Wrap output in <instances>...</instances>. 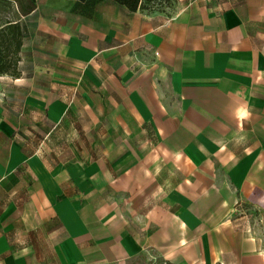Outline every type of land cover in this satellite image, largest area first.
<instances>
[{"label":"crops","instance_id":"crops-1","mask_svg":"<svg viewBox=\"0 0 264 264\" xmlns=\"http://www.w3.org/2000/svg\"><path fill=\"white\" fill-rule=\"evenodd\" d=\"M6 2L0 264H264V0Z\"/></svg>","mask_w":264,"mask_h":264},{"label":"trees","instance_id":"trees-1","mask_svg":"<svg viewBox=\"0 0 264 264\" xmlns=\"http://www.w3.org/2000/svg\"><path fill=\"white\" fill-rule=\"evenodd\" d=\"M7 0H0V75L18 74L20 51L24 39V29L20 21L10 20V8ZM15 1L22 15L30 13L36 5V0H10ZM128 9L135 11L144 9V0H114Z\"/></svg>","mask_w":264,"mask_h":264},{"label":"rangeland","instance_id":"rangeland-1","mask_svg":"<svg viewBox=\"0 0 264 264\" xmlns=\"http://www.w3.org/2000/svg\"><path fill=\"white\" fill-rule=\"evenodd\" d=\"M178 0H144V10L149 12H159L167 15H172L176 11ZM239 214L241 217L252 222L253 224H260V232L262 233L264 243V227L261 225V220L258 218V212L248 204H240ZM249 223V221H248ZM250 225V223H249ZM134 264H169L162 258L157 257L154 253H146L145 256L139 258Z\"/></svg>","mask_w":264,"mask_h":264}]
</instances>
